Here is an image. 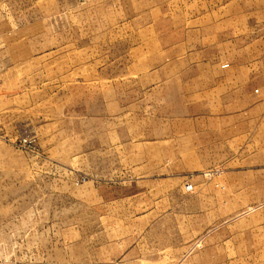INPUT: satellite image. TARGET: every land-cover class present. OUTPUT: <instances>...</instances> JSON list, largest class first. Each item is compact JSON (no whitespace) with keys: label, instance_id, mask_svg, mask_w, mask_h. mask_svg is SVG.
I'll use <instances>...</instances> for the list:
<instances>
[{"label":"rangeland","instance_id":"1","mask_svg":"<svg viewBox=\"0 0 264 264\" xmlns=\"http://www.w3.org/2000/svg\"><path fill=\"white\" fill-rule=\"evenodd\" d=\"M253 45L264 0H0V264H264V147L185 138Z\"/></svg>","mask_w":264,"mask_h":264},{"label":"crops","instance_id":"2","mask_svg":"<svg viewBox=\"0 0 264 264\" xmlns=\"http://www.w3.org/2000/svg\"><path fill=\"white\" fill-rule=\"evenodd\" d=\"M234 16L239 17V13L231 14V17ZM254 23L253 31L255 27L262 26ZM232 35L234 38L230 46L239 39ZM254 50L258 49L253 45L248 72L220 74L211 79L212 84L207 88L203 85L200 90L186 92V98L196 99L202 110L196 118L193 114V120L186 123L187 146L205 144L224 147L230 158L220 160H231L238 146L244 142L252 148L254 145L264 147V53ZM210 78L203 75L202 81H210Z\"/></svg>","mask_w":264,"mask_h":264},{"label":"built area","instance_id":"3","mask_svg":"<svg viewBox=\"0 0 264 264\" xmlns=\"http://www.w3.org/2000/svg\"><path fill=\"white\" fill-rule=\"evenodd\" d=\"M192 189H193V187H192L191 184H187V185L185 186V190L188 191V192L192 191Z\"/></svg>","mask_w":264,"mask_h":264}]
</instances>
